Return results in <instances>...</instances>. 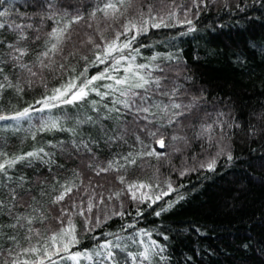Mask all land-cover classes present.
<instances>
[{"label": "snow or ice", "instance_id": "1", "mask_svg": "<svg viewBox=\"0 0 264 264\" xmlns=\"http://www.w3.org/2000/svg\"><path fill=\"white\" fill-rule=\"evenodd\" d=\"M209 3L215 4L216 0H191V7L185 11V19L179 21L177 8L173 4H164L163 0L159 9L152 0H95L88 6L91 11L88 8L82 11L79 3L74 0H31V13L16 12L13 0H0V6H4L0 8V96L9 89L22 94L26 87L31 89L37 83L46 88V74L63 75L66 71H74L68 63L70 58L79 56V59L91 66L108 65L91 77L86 75L85 67L75 77L67 78L60 87L51 89L50 94L36 101L40 107L29 105L11 114L0 111V121H15L19 125L20 121L31 120L33 112L43 113L61 104L77 105L86 102L95 115L77 119L71 128L64 127L57 119H47L38 131L68 132L70 139L67 143L49 142L48 147L68 156L86 155L84 166L91 174L101 177L116 173L113 179L124 186L120 191L105 196L103 191H98L103 188L102 184L93 185L89 181L85 186L80 172L74 171L72 175L75 179L61 183L53 177L50 189L41 186L38 193L33 194L30 189L24 188V184L28 182L24 175H19L14 180V170L18 165L31 167L36 162L61 168L62 165L56 163L55 153L39 147L10 154L0 145V186L3 187L0 191V217H3L0 219V264H57L54 256L74 261L75 264H80L81 259L92 261L94 258H100L96 260V264H105L106 261L108 264H127V260L118 257L117 250L124 249L119 243L121 238L115 233H104L106 236H114L115 242L107 239L94 251L71 252V248L80 241L75 224L70 218L65 220V217L73 214L67 208L58 209L57 216L53 217L62 227L46 236L36 227L37 224L43 225L48 219L45 205L40 203L37 195L41 198L49 197L47 203L50 206L69 203L71 209L78 210L74 214L83 217L87 225L92 220L86 213L91 214L94 208L105 205L106 200H119L124 192L129 193L130 198L138 203H148L149 207L170 193L178 192L170 178L161 181L159 175L150 178L151 182H128L123 173L129 166L137 165L138 160L145 157H152L157 161L169 159L172 153L182 152L181 145L188 147L191 139L202 141L216 150L213 157L200 165L201 168L214 171L217 158L221 156L228 161L233 160L230 150L231 134H234L233 129H238L241 125L232 116L231 110L225 112L214 109L213 112H208V100L203 90H198L197 95L185 86L190 83L191 77L184 75L183 82H180L179 65L174 67L171 64L156 63L172 61L174 57L171 54L156 53L147 58L148 63L137 62V57L142 55L140 48L143 47L136 46L137 38L146 34L149 27H175L179 23L190 25L188 32H193L196 30L194 22L188 18L191 8L195 7L198 14L201 7L207 9ZM236 7L240 8V5ZM168 21L173 23L169 24ZM74 25L85 29L82 36ZM109 29L113 32L111 38L105 36ZM74 36L79 37V44L73 40ZM78 49L91 51L94 59L89 61L88 55L80 54ZM100 81L111 82L98 83ZM91 94L100 97V100H89ZM105 100L108 102L104 103ZM129 116L130 122L127 119ZM255 118L261 127H248L249 135L252 136L258 131L264 132V112ZM105 122H110L111 127ZM118 124H135L139 134L130 130V126L118 127ZM84 125L89 126L87 135L82 134ZM93 128L96 129L95 135L91 134ZM128 135L134 137L140 150L129 151L107 161L97 158L94 147H98L101 140L106 145L117 141L127 143L125 137ZM141 135L149 137L151 142L145 144ZM32 139H36L35 133ZM189 170L194 169L177 171L183 176ZM48 171L51 172L52 169L48 168ZM153 188L159 189L154 195H147L143 191ZM180 199L183 196H178L173 202L165 201L167 208H162L161 211L172 208L174 202ZM161 211H156L155 215L160 216ZM137 214L143 215L139 208ZM114 215L123 218L125 213L112 211L104 221L96 217L95 226L106 223ZM138 235L147 236L149 243L141 239L139 243L143 245V251L127 253L132 264H136L141 258L142 262L151 264L154 256L160 260L166 259L162 253L167 250V246L152 240L151 232L141 230ZM163 239L166 241L168 237L163 236ZM61 253L69 255L64 257Z\"/></svg>", "mask_w": 264, "mask_h": 264}, {"label": "trees", "instance_id": "2", "mask_svg": "<svg viewBox=\"0 0 264 264\" xmlns=\"http://www.w3.org/2000/svg\"><path fill=\"white\" fill-rule=\"evenodd\" d=\"M74 2L79 3L83 11L95 0ZM152 2L157 9L162 7L161 0ZM30 3L31 0H13L14 10L31 13L33 9L29 6ZM163 3L173 4V0H163ZM238 4L240 8L236 7ZM173 6L177 8V19L183 21L185 11L191 7V0H175ZM2 7L4 6H0ZM88 11H91V8H88ZM85 15L87 17V13ZM188 18L194 22L196 30L193 32H188L190 25L179 23L175 27H149L146 34L137 38L136 46L143 45L140 48L142 55L137 57V62L148 63L147 58L156 53L171 54L174 57L172 61L156 63L171 64L174 67L179 65L180 82H183L184 75L191 77L190 83L185 86L197 95L198 90H203L208 100V112H213L214 109L225 112L231 110L232 116L241 125L240 128L233 129L234 134H231L230 150L233 160L228 161L226 157L221 156L217 158L214 171L206 167L201 168L200 165L213 157L216 150L195 139H191L188 147L181 145L182 152L172 153L169 159L157 161L155 158L145 157L138 160L137 165L129 166L123 173L128 182H151L150 178L159 175L161 181L170 178L178 192L170 193L151 207L148 203L132 200L130 194L124 192L119 200H106L105 205L94 208L91 214L86 213L92 220V223L87 225L83 217L74 214L78 210L71 209L69 203L50 206L47 203L49 197L41 198L37 195L40 203L45 205L48 219L43 225L37 224L36 227L46 236L62 227L53 219L57 216L58 209L67 208L73 213L70 217H65V220L70 218L75 224L80 243L72 247L71 252L94 251L107 239L115 242L114 236L104 235L115 233L121 238L119 243L124 249L117 250L118 257L127 260V264H132L127 253L143 251V245L139 241L142 239L149 243V238L138 233L147 230L152 233V240L167 246V250L162 253L166 259L160 260L154 256L151 264H264V132L258 131L255 136L249 135L248 132L250 126L257 129L261 127L255 116L264 112V0H216L215 4L209 3L207 9L202 6L198 14L197 9L192 7ZM168 23L172 24L173 21ZM74 28L83 35L85 29L82 26L74 25ZM112 35L111 29L105 32L108 38ZM73 40L77 44L80 42L78 36H74ZM68 47L70 49L71 45ZM78 51L80 54H87L89 61L94 59L91 51ZM68 63L74 71H66L63 75L46 74V88L37 83L31 89L26 87L22 94L6 90L0 96V111L11 114L29 105L40 107L36 104L37 100L50 94L51 89L60 87L67 78L75 77L85 67L89 77L108 67L107 64L91 66L79 59V56L70 58ZM88 99L100 100V97L91 94ZM85 115H95L86 102L77 105L61 104L43 113L33 112L31 120L20 121L19 125L15 121H0V145L3 150L11 154L45 147L46 151L55 153L56 163L62 165L61 168L38 162L31 167L18 165L13 172L14 180L19 175H24L28 180L24 188L37 194L41 186L45 189L51 188L53 177L63 183L75 179L72 173L76 171L80 172L85 186L89 181L93 185L102 184L103 188L98 191H103L105 196L123 189L124 186L113 179L116 173L101 177L91 174L84 166L86 155L68 156L48 147L49 142L67 143L70 139L68 132L38 131L44 120L57 119L64 127L71 128L77 119H82ZM127 119L130 122L131 116ZM105 123L111 127L110 122ZM117 126H130V130L138 132L135 124ZM83 128L82 134H89V126L84 125ZM33 133L35 140L32 139ZM91 134L95 135L96 129H91ZM189 137L191 138L190 132ZM141 139L145 144L151 142L149 137L143 135ZM125 140L127 143L117 141L110 145L101 140L99 146L94 147L97 158L107 161L129 151L140 150V145L132 135L126 136ZM48 168L52 171L49 172ZM179 169L194 170L180 176L177 171ZM161 187H164L163 183ZM2 190L3 187L0 186V191ZM143 191L147 195H154L159 189ZM178 196H183V199L174 202L173 207L167 211H161L162 208H167L165 201H176ZM137 208L143 215L137 214ZM112 211H123L125 215L123 218L119 215L111 216L106 223L95 226L96 217L104 221ZM156 211H161V215L156 216ZM163 236L168 239L165 241ZM61 255L67 257L69 253ZM53 259L57 264H75L74 261L57 256ZM97 259L100 258H94L88 264H96ZM80 264H87L86 259H81ZM136 264L149 262H142L141 258Z\"/></svg>", "mask_w": 264, "mask_h": 264}, {"label": "rangeland", "instance_id": "3", "mask_svg": "<svg viewBox=\"0 0 264 264\" xmlns=\"http://www.w3.org/2000/svg\"><path fill=\"white\" fill-rule=\"evenodd\" d=\"M86 262H87V264L89 263V261H88V260H86Z\"/></svg>", "mask_w": 264, "mask_h": 264}]
</instances>
